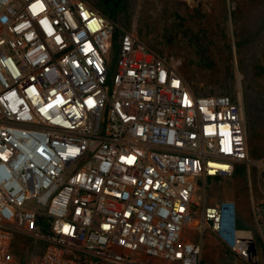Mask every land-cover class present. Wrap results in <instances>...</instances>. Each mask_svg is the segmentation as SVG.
<instances>
[{
    "label": "built area",
    "instance_id": "1",
    "mask_svg": "<svg viewBox=\"0 0 264 264\" xmlns=\"http://www.w3.org/2000/svg\"><path fill=\"white\" fill-rule=\"evenodd\" d=\"M237 165L264 170L239 99L196 93L87 0H0V264H202L207 232L259 264L234 200L194 201Z\"/></svg>",
    "mask_w": 264,
    "mask_h": 264
},
{
    "label": "rangeland",
    "instance_id": "2",
    "mask_svg": "<svg viewBox=\"0 0 264 264\" xmlns=\"http://www.w3.org/2000/svg\"><path fill=\"white\" fill-rule=\"evenodd\" d=\"M121 28L135 31L154 53L172 59L201 95H229L244 106L249 160H264V0H87ZM118 53H112V73ZM232 177L199 180L197 209L234 200L241 229H251L264 264V223L253 203L264 200V170L244 165ZM259 176V177H258ZM251 184V185H250ZM254 204V205H255ZM23 263H34L43 246L15 239ZM207 232L202 264H247L223 250Z\"/></svg>",
    "mask_w": 264,
    "mask_h": 264
},
{
    "label": "trees",
    "instance_id": "3",
    "mask_svg": "<svg viewBox=\"0 0 264 264\" xmlns=\"http://www.w3.org/2000/svg\"><path fill=\"white\" fill-rule=\"evenodd\" d=\"M236 169H238V167H236ZM14 252H15L16 256L20 259V262L23 263V261H22L23 255H24L23 251L16 248ZM223 258L224 259H228L229 258V253L227 251L224 253Z\"/></svg>",
    "mask_w": 264,
    "mask_h": 264
},
{
    "label": "water",
    "instance_id": "4",
    "mask_svg": "<svg viewBox=\"0 0 264 264\" xmlns=\"http://www.w3.org/2000/svg\"><path fill=\"white\" fill-rule=\"evenodd\" d=\"M252 262L254 263V264H257V259H256V255L255 254H253V257H252Z\"/></svg>",
    "mask_w": 264,
    "mask_h": 264
}]
</instances>
